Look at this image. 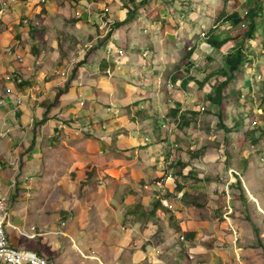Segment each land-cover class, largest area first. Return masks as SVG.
<instances>
[{
	"label": "crops",
	"instance_id": "obj_1",
	"mask_svg": "<svg viewBox=\"0 0 264 264\" xmlns=\"http://www.w3.org/2000/svg\"><path fill=\"white\" fill-rule=\"evenodd\" d=\"M82 2L84 0H16L0 22V99L6 102L13 96L26 94L30 88L35 90L37 98L24 100L17 109L7 104L0 107V131L8 126L15 128L11 142L0 137V154L7 164L0 170V195H9V184L19 177L18 167L23 163L27 171L22 172L18 187L32 191L27 195H33L37 202L42 197L51 199L44 201L42 209H36L35 205L32 211L23 214L7 208L9 225L6 233L10 244L17 249L36 252L49 264H225L230 258L238 260L234 255V251L237 257L239 255L236 243L235 249L225 251L222 263L215 258L214 251L215 255L211 250L209 254L200 255V248L196 247H200V235L194 234L196 228L191 226L192 221H187L191 207L184 203L187 193L198 194L203 190L196 188L198 183L191 184L188 189L176 187L175 194L180 199L178 207L184 209V213H178V208L172 207L174 196L171 194H168L170 198L166 197L167 213L153 211L148 203L152 201L150 194L144 186L143 190L134 188L136 180L133 179L136 177L148 184L160 176V164L165 160L150 156L144 161L135 160L136 166L131 163L133 160H118L106 166L104 164L115 160L104 157L100 164L97 155H84L83 148L90 149L92 153L113 145L118 148L117 152L128 156L133 148L140 156L142 151L152 155L157 153L161 145L154 150L147 144L151 143L156 126L163 129V123H158L162 115L166 116L170 109L177 108L168 98L163 107L155 105L153 99L157 103L163 100L164 91H158V88L167 69L161 60L165 57L164 51L176 56L179 54L177 43H173L174 39H179L178 31L163 28L148 19L125 22L128 10L119 0H115L111 16L120 24L114 32L102 38L96 16L78 11L77 7ZM137 12L142 11L138 9ZM120 32L123 38L119 36ZM129 44L134 46L135 53L128 49ZM111 45L121 49L122 56L107 54L106 47ZM9 48L10 54L6 51ZM160 52H163V57ZM73 57L79 58V63L70 66L68 76L63 78L60 72L69 66ZM247 75L250 79L251 75ZM16 79H21L22 83L16 84ZM146 93L151 94L150 99L145 97ZM115 110L119 113L115 114ZM151 125L152 128L149 127ZM81 129L86 135L81 133ZM56 139L59 148L54 146ZM31 144H37L33 151L28 149ZM139 146L147 148L139 150ZM13 159L18 160L15 167L9 165ZM87 162L105 169L107 175L96 179L91 166L85 164ZM175 163L178 165L177 160ZM112 164L115 169H111ZM42 165L46 166L45 169ZM84 165L90 167V174L89 171L85 174ZM252 167L249 164L247 169ZM242 176L246 177L245 172ZM91 179L93 183L95 180L94 194H91L95 204L92 212L84 209L80 200L81 191L88 189V185L83 184ZM106 179L123 180L124 190L108 188L105 191ZM243 187L255 200L252 204L260 208L261 199L255 193V187L244 180ZM94 191H105L100 195L103 197L100 201ZM117 195H121L118 203ZM189 199L190 204L195 205L191 203L195 198ZM72 200L76 202L72 204L74 207L70 205ZM47 204L50 206H45ZM119 217H123L126 226L122 225L120 229L126 232L114 236ZM152 220H159V226ZM167 228L178 232L177 237L168 236ZM185 233L190 235L186 237L189 244L177 240ZM44 237L63 243L68 238L71 245H74V240H80L82 249L77 245L72 248L78 251L82 260L76 259L74 254L69 255L67 250L50 252L37 242L38 238ZM233 238L229 240L231 245L234 244ZM170 242H177L178 249L166 247ZM189 256L193 260H189Z\"/></svg>",
	"mask_w": 264,
	"mask_h": 264
},
{
	"label": "rangeland",
	"instance_id": "obj_2",
	"mask_svg": "<svg viewBox=\"0 0 264 264\" xmlns=\"http://www.w3.org/2000/svg\"><path fill=\"white\" fill-rule=\"evenodd\" d=\"M119 1L123 2V8L127 9L128 13L130 11L132 12L130 19L131 22L136 21L137 18H143L156 22L163 28L168 27L172 30L178 31L177 37L179 41L174 39L173 43H177L176 46H178L179 54L176 56L164 51V61L161 60V62L167 71H165L166 76L160 80L161 84L158 88V91L161 92V89H163L164 97L163 100L158 101V103L154 98L153 103L158 107H163V105L167 104V101L169 100L170 102H173L172 104L179 109L180 115H183L184 117H181L178 114L176 117L163 119V116L165 115H162L158 123L161 125L165 122L166 128L161 129L156 126L153 131L154 137L150 139L151 143L147 144V147L151 145L154 150H157V146L161 145V148H158L159 152L157 151V153L153 155L151 152L142 151L143 155L140 156L138 150L136 151L135 148H133L130 156H128L117 152L118 148L114 145L110 148H99L98 151L96 150L92 153H90V149L83 148L84 155H86V157H94L97 155L99 157L100 164H102V159L104 157L109 160H115H110L108 164H104L106 166H110L111 162H116L118 160L120 162H130L133 160L131 163L133 166H136L137 162L135 160L139 159L144 161L150 156L169 162L168 170L172 173V178L170 179L171 181L166 184V193L174 196L171 203L173 208L174 206L178 208L176 212L184 213V209L178 207L180 205L178 203L180 202V199H178L175 194L176 187L178 185L188 189L191 184L198 183L196 184V188H203V190L198 194H192V192L187 193L184 200V203L187 202L186 205L189 204L191 207L189 210V219H187V221H192L193 224H191V226L194 225L193 227L196 228L197 231L194 234L200 235L198 236V241L201 243L200 247L196 245L197 248H200V255L202 256L204 253L209 254V250H211L212 253L214 251L216 254L215 258L222 263L225 251L235 249V245H231L229 240L231 237L236 236V247H238L236 250L239 253L238 260L230 258L225 262V264H264V133L259 135V132L256 131L253 135L255 138L259 139V142L256 146L249 147L247 149L244 148L243 143L249 141V138H246L249 130L247 131L246 128H242L239 132H233L226 135L218 121V114L220 113V110L217 106L210 105V103H208V100L206 99L208 89L205 90V88H207L205 80L207 79L208 84L210 85L214 83V72L222 67L227 50L232 45L228 44L227 40L235 37L240 38L241 33L245 29L241 22L235 24L234 20L229 19V17L233 14L237 15V20L243 17V12L245 11V1L149 0L145 6L140 7V10L142 11L141 13L137 12V4L142 0L139 2H136V0ZM128 3L129 5L126 6ZM81 4L87 6L84 2ZM78 5H76V7ZM130 6L132 10L130 9ZM121 8L122 7L119 9ZM133 9L136 11L134 12ZM143 15H147L148 17H142ZM116 23L119 22L114 20L112 32L117 29L116 27H118L116 26ZM136 26L138 25L136 24ZM202 32L205 33V37L200 35ZM119 36L123 38V33L120 32ZM211 40L218 42L220 48H213L211 46ZM163 42L165 43V41ZM208 44L211 47H209ZM259 46L260 45L258 44L252 45L253 52H257L259 50ZM244 47L247 49L248 45L246 44ZM128 49L135 53V49L132 44H129ZM190 51L193 52L192 60L189 59L184 63L182 58ZM162 53L163 52H160L163 57ZM181 61L182 64L184 63V66H182L181 70L177 72L176 69ZM250 67L255 71L258 67L259 70L264 71V59L261 60L260 58H255L253 64H248L247 67H245V70L248 68L250 69ZM185 71L186 73H184ZM172 74L173 76L174 74H178V76L179 74L181 75L175 82V80L171 77ZM208 76L210 77L208 78ZM189 78H192L193 81ZM168 80L171 81V84ZM253 82L254 80L251 81L249 79V75H246L242 81L231 82L228 86L227 92L231 93L232 90L236 91L240 87L246 88L248 86H252ZM149 85L150 84H147V87L150 88ZM152 87L154 86L152 85ZM165 87L167 89H165ZM253 92L255 97L247 100V104L245 106L234 104L230 107L227 106L225 109L228 111L234 110L237 112V115L247 114L250 110L253 112L256 108L264 110V93L255 88H253ZM146 94L147 95H145V97L150 99L151 94ZM258 97L263 99V105H261ZM226 102H231V99H225L224 103L226 104ZM201 105L205 106L204 111L200 110ZM249 115L250 113L248 112L247 116ZM247 123L248 121L244 122L245 125H247ZM225 124L227 125L228 123L225 122ZM149 127L152 128V125ZM83 132L85 131L81 129L82 134H84ZM84 135H86V133ZM45 140L47 141L46 138ZM56 142L57 143H55L54 146L59 148V141L57 139ZM48 143L51 144L50 142ZM93 143L96 144L95 142ZM36 145L37 144H34V146ZM34 146L31 144L28 149L33 151ZM62 146L65 148L63 144ZM140 147L142 146H139V150L147 148ZM101 150L104 151L103 154H101ZM244 151L246 152L244 153ZM123 152H125L124 149ZM245 158H249V162L253 167L251 169H246V177L242 176L240 180L242 179L245 182L249 181V185L255 187V193L261 199L260 212L258 211L257 206L255 207L256 204H252L255 203L253 202L254 200L251 199L252 196L250 197L248 195V199L244 200L239 197V191L234 186L232 187V185L236 182V178L234 177L232 170L236 172V164ZM176 160L180 162V167H178L175 163ZM85 164H88L87 166H91L89 162ZM5 165L7 164L2 159L0 154V170L6 168ZM119 165L120 163L118 166ZM87 166L84 165L85 174L90 168ZM41 167L45 169L46 166L42 165ZM91 168L93 172L89 171L88 174L91 172L93 176L95 175L94 177L96 179H102L107 175L106 170L101 167L96 168V166H91ZM111 169H115L114 164L111 165ZM25 171H27V167L21 163L18 167L19 177L14 179V183L9 184L11 192H8L9 200L7 205L9 211L14 209L18 213L22 214L27 213V211H32V207L35 205L36 209H42L45 200L51 201L50 197H42L39 199L40 202H37V200L32 197L33 195H27L28 192L32 191L26 187H18V185L21 184L19 178L22 175V172L24 173ZM178 171L181 172V176L177 175ZM133 180H136L134 188L143 190L142 187L145 186L147 181L144 179L139 180L138 177ZM106 181L108 185L105 186V191L108 188H111V190L116 189L117 191L124 190V188H122L124 184L123 180L118 179L116 182L114 179H106ZM38 182L44 183L42 180H38ZM150 182L152 181H149L148 184ZM126 183L129 184V182ZM94 184L95 180L93 183L92 179L88 183H84L83 186L88 185V189H83L80 194V200L85 206L84 209L88 208L91 210L90 212H92L95 207L91 196L93 193L92 191L94 190ZM105 191H94L97 193L96 198H98L99 201L103 198L100 195H102ZM147 192L150 194L151 200H153L152 192ZM245 194L247 195L246 191ZM20 195L22 196V199L19 198ZM189 197L195 198L191 201V203H195V205L190 204ZM106 199L109 198L107 197ZM120 200L121 195H117V203ZM75 203L74 200H72L70 205H75ZM148 203L149 207H151V202L149 201ZM48 205L50 206V204L45 206ZM74 205L71 207H74ZM112 207H116V205L112 204ZM156 212H159V210ZM119 220L120 223L116 225L114 229V236H120L126 232L120 229L122 225L126 227L123 217H119ZM158 221L159 220H152L154 224H157ZM157 226H159V224H157ZM15 233L17 234L16 231ZM166 233L168 236H176L178 234V232L170 228L166 229ZM185 235L186 233L184 236ZM186 239L187 238L185 236V241L189 244L190 241ZM37 242L40 245H44L50 252L54 249H63L67 250L69 255L74 254L76 259L82 260L78 251L72 248V246L74 247V245H77L80 249H82L80 245L81 241L78 239L73 241L74 245H71L72 241L68 238L65 239V243L58 239L52 240L49 237H44L42 239L38 238ZM176 243L170 242L166 247L171 248L173 246L178 249V245ZM192 245L195 246L194 243ZM66 246L69 247L66 248ZM200 260L203 261L201 257ZM96 262L98 261H94V263ZM182 263L183 262H180V264ZM192 264H196V262ZM212 264L214 263L212 262Z\"/></svg>",
	"mask_w": 264,
	"mask_h": 264
},
{
	"label": "trees",
	"instance_id": "obj_3",
	"mask_svg": "<svg viewBox=\"0 0 264 264\" xmlns=\"http://www.w3.org/2000/svg\"><path fill=\"white\" fill-rule=\"evenodd\" d=\"M148 1L149 0H142L137 5V9H140V7L145 6ZM237 1H245L244 3L246 15L237 20V15L233 14L229 17V19L234 20L235 24L241 22L245 29L241 33L240 38L235 37L233 39L227 40V43L232 45L227 50L222 67L214 72V83L210 85L208 84V80H205V83H207V88H205V90L208 89L206 95L208 103H210V105L217 106L220 110V113L218 114V121L226 135H229L233 132H239L242 128H246L247 131L249 130L246 136L247 139L249 138V141L243 143L244 148L247 149L249 147H254L258 144L259 139L255 138L253 135L256 131L259 132V135H261V133H264V110L260 108L258 109L259 112L257 113H254V110L253 112L250 110L248 111L250 115L247 116L248 112L247 114L237 115L236 111H228L225 108L227 106L230 107L234 104L245 106L247 104V100H250L255 97L253 88L264 93V81L257 79L258 76H264V71L259 70V67L256 70L257 72L255 70H252L251 67L250 69L248 68L245 70V67H247L248 64H253L255 58H260L261 60L264 59V0ZM131 15V11L129 13L127 12V17L124 21L126 22L130 20ZM119 24L120 23H116V26H118ZM211 42V46L213 48H220L218 42L212 40ZM246 44L248 45L247 49L244 47L246 46ZM256 44L260 45L259 50L257 52H253L252 45ZM192 54L193 52L191 51L187 52L182 58V61H184V63L187 62L189 59L192 58ZM182 61L178 64V68L176 69L177 72L181 70L182 66H184V63L182 64ZM184 73H186V71ZM247 74L251 75L252 81L254 80L252 86H248L246 88L240 87L236 91L232 90L231 93L227 92L228 86L231 82L242 81L244 80L245 75ZM180 75L181 74H179V76L178 74H174L173 76L172 74L171 77L173 78V80L176 81L179 79ZM209 77L210 76H208V78ZM189 79L193 81L192 78ZM225 99H231V102H226L225 104ZM258 99L261 105H263V99L259 97ZM178 114L180 115L179 109H170L169 113L165 116V119H168V117H176ZM180 116L184 117L183 115ZM245 121H248L247 125L244 124ZM225 122H227L228 124L226 125ZM249 164V158H245L244 160H241L240 162H238V164H236V173L238 172L239 175L234 174L236 182L234 185H232V187L234 186L239 191V197L244 200H247L248 198L245 194V190L242 185L243 183L241 184L240 178H242V175L246 171ZM177 166L180 167V162H178ZM177 175L181 176L182 174L180 171H178ZM179 187L181 188L180 185L177 186V188ZM165 197L168 198V194H166ZM152 199L153 200L151 201L150 206L152 207L153 211L160 210L163 213H167V209L162 207V205L160 204V198H157L156 195H153ZM185 236L189 237L190 235L186 233Z\"/></svg>",
	"mask_w": 264,
	"mask_h": 264
},
{
	"label": "built area",
	"instance_id": "obj_4",
	"mask_svg": "<svg viewBox=\"0 0 264 264\" xmlns=\"http://www.w3.org/2000/svg\"><path fill=\"white\" fill-rule=\"evenodd\" d=\"M15 1L16 0H0V22L4 14L10 9V5ZM114 2L115 0H84V3L87 4V6L80 4L77 7L80 13H86L88 15L94 14L96 16V18L99 21L98 30L101 32L100 37L102 38L106 37L108 34L110 35L112 32V27L114 25V18L111 16V13ZM6 51L8 54L11 53L10 48L7 49ZM106 53L107 54L116 53V55L118 56H122L123 54L121 49L114 46H107ZM77 63H79V58H74V57L71 58L69 60V66L64 68L63 71L60 72V75L63 76V78H66L69 74L70 66H75ZM107 73H109V70H107ZM257 79L260 80L261 77L258 76ZM15 83L21 84L22 80L16 79ZM35 95L36 93L34 89L32 88L27 89L26 94L24 95L20 94L15 97L13 96L9 98L6 102L4 101L3 98L0 99V107L7 104L12 109H17L26 99L36 100L37 98L35 97ZM200 110L204 111L205 106L201 105ZM257 112H259L258 109L255 111V113ZM114 113L118 114L119 110H115ZM162 127H166V125L162 124ZM14 130H15L14 127H10V126L5 127L0 131V137L7 139L9 142H11ZM17 161H18L17 159L10 160L9 165L15 167L17 165ZM168 166L169 163L162 162L160 164V171L162 172V174L158 176L151 184H146L144 186V189L156 193L159 196L164 194L166 192V184L168 180L172 178V173H170V171L168 170ZM247 194L251 197L249 192H247ZM251 199L254 200L252 197ZM160 202L162 205L168 206V202L165 198L161 199ZM7 203H8V195L7 194L0 195V264H49V262L45 258L39 256L36 252L29 249H17L10 244L6 233V226L9 225V223L7 222L8 219ZM257 209L258 211H260L259 210L260 208L258 206ZM32 230L34 229L32 228ZM33 236L34 235H32L31 237ZM179 239L181 241H184L183 236H180ZM236 241L237 238L235 236L233 239L234 245ZM234 255L237 257L235 251H234ZM188 258L189 260H193L192 256H189Z\"/></svg>",
	"mask_w": 264,
	"mask_h": 264
},
{
	"label": "clouds",
	"instance_id": "obj_5",
	"mask_svg": "<svg viewBox=\"0 0 264 264\" xmlns=\"http://www.w3.org/2000/svg\"><path fill=\"white\" fill-rule=\"evenodd\" d=\"M215 1H218V0H215ZM244 13V15H246V10L243 12ZM243 15V14H242ZM243 15V16H244ZM202 37H205V33L204 32H202L201 34H200ZM208 39V38H207ZM211 49V48H210ZM191 60H192V58H191ZM261 77V79L260 80H262V81H264V76H260ZM250 80H251V78H250ZM252 81V80H251ZM171 83V82H170ZM257 110V108L255 109V111ZM255 111H254V113H255ZM163 124H165L166 125V123L165 122H163ZM163 128H166V127H163ZM232 172H233V170H232ZM234 174H237V175H239L238 173H236V172H234ZM155 180V179H154ZM154 180H152V182L154 181ZM241 181H242V183H243V180L241 179ZM152 182H150L149 184H151ZM166 189H167V187H166ZM146 191H148V190H146ZM167 191V190H166ZM149 192H151V191H149ZM247 193V192H246ZM152 194L153 195H156V197L157 198H160V200L161 199H163V198H165L166 199V197H165V195L167 194L166 192L164 193V194H162V195H158V194H156V193H153L152 192ZM247 196H248V194H247ZM167 200V199H166ZM255 201V200H254ZM253 201V202H254ZM168 202V201H167ZM160 204H161V202H160ZM162 205V204H161ZM162 207H164V208H166V209H168L169 210V205L168 206H164V205H162ZM255 207H256V205H255ZM260 212V211H259ZM180 236H183L184 237V241H181L179 238H180ZM178 238H177V240H178V242H180V243H185V244H187L186 243V241H185V236L184 235H180Z\"/></svg>",
	"mask_w": 264,
	"mask_h": 264
},
{
	"label": "bare ground",
	"instance_id": "obj_6",
	"mask_svg": "<svg viewBox=\"0 0 264 264\" xmlns=\"http://www.w3.org/2000/svg\"><path fill=\"white\" fill-rule=\"evenodd\" d=\"M260 210V209H259ZM262 212V211H261Z\"/></svg>",
	"mask_w": 264,
	"mask_h": 264
}]
</instances>
